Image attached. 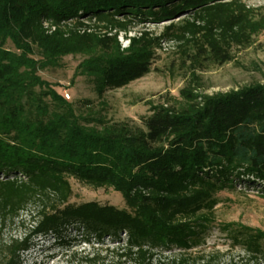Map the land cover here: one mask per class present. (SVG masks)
Masks as SVG:
<instances>
[{"label":"trees","instance_id":"1","mask_svg":"<svg viewBox=\"0 0 264 264\" xmlns=\"http://www.w3.org/2000/svg\"><path fill=\"white\" fill-rule=\"evenodd\" d=\"M248 1L0 0V226L37 208L24 237L0 245V264H22L35 237L60 249L109 237L113 264H151L159 252L202 245L217 195L236 180L264 194V84L209 96L194 93L189 81L178 101L152 107L134 125L81 119L36 75L38 67L83 54L102 97L149 74L161 43L176 42L174 54L196 81V71L222 66L233 48L251 45ZM163 22L157 37H130L125 48L117 41L132 26ZM71 179L112 189L123 207L70 203ZM218 231L244 264H264V233L234 223ZM193 261L185 255L167 264Z\"/></svg>","mask_w":264,"mask_h":264},{"label":"rangeland","instance_id":"2","mask_svg":"<svg viewBox=\"0 0 264 264\" xmlns=\"http://www.w3.org/2000/svg\"><path fill=\"white\" fill-rule=\"evenodd\" d=\"M245 6L250 9L254 21L251 45L247 48H233L232 60L222 66L196 71V81L190 74L189 64L183 62V58L178 54H174L176 42H172L174 48L167 52L156 50V58L149 74L122 88L109 90L102 97L97 96L92 79L84 70L83 64L87 57L83 54L67 55L57 64L38 67L36 75L66 103L72 105L76 115L81 119L140 125L141 119L150 115L152 107L172 105L178 101L179 91L186 87L189 81L197 84L194 93L209 96L252 84H264V0L248 1L245 2ZM176 21L177 19L174 23ZM166 25L168 22L132 26L126 33H119L117 41L125 48L130 37L138 38L142 33H147L148 37H157ZM5 49L13 54H19L10 42H7ZM33 59L40 61L41 57L34 55ZM70 185L72 189L70 203L96 201L99 204L123 207L122 198L112 189H92L72 179ZM260 189L259 185L236 180L233 190H225L217 195L219 202L212 212L213 228L206 234L202 245L185 253L159 252L151 264H167L169 260L177 261L180 256L185 255L194 260L190 264H206L209 259H214L212 264H244V256L240 250L231 248L226 234L220 233L218 227L234 223L264 233V194ZM36 209V206L29 205L17 219L0 226V245H7L11 240L23 238L33 223L31 218ZM77 241H81L80 237H77ZM32 242V249L21 256L22 264L115 262L110 251L117 249L116 245L107 241H104L102 246L80 242L79 245L74 243L62 249L43 237H35ZM96 255L105 260L96 263L84 261L85 258H93ZM201 256L205 257L203 261L198 260Z\"/></svg>","mask_w":264,"mask_h":264},{"label":"built area","instance_id":"3","mask_svg":"<svg viewBox=\"0 0 264 264\" xmlns=\"http://www.w3.org/2000/svg\"><path fill=\"white\" fill-rule=\"evenodd\" d=\"M173 49L174 48V44L172 43V42H163V43H161V47H160V50L161 51H163V52H167L168 50H170V49ZM67 97V96H66ZM120 238L122 239V242H124L125 241V236H124V234H121L120 235ZM107 241V242H109L110 243V239H109V237H105L104 238V240H103V243H105V242ZM92 245L94 244V245H99V243H97L96 242V240L94 239V238H91V242H90ZM103 243L102 244H100L101 246L103 245ZM110 244H113V243H110ZM164 252H166V251H164ZM167 253H170V252H167Z\"/></svg>","mask_w":264,"mask_h":264}]
</instances>
